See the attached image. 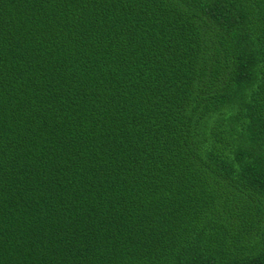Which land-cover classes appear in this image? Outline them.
Listing matches in <instances>:
<instances>
[{"label":"trees","instance_id":"16d2710c","mask_svg":"<svg viewBox=\"0 0 264 264\" xmlns=\"http://www.w3.org/2000/svg\"><path fill=\"white\" fill-rule=\"evenodd\" d=\"M0 264H264V0H0Z\"/></svg>","mask_w":264,"mask_h":264}]
</instances>
